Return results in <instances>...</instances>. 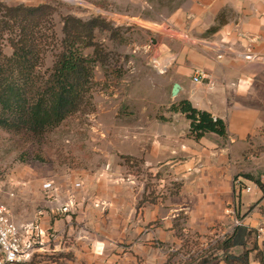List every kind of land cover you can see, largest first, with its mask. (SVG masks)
Segmentation results:
<instances>
[{
  "label": "crops",
  "instance_id": "obj_1",
  "mask_svg": "<svg viewBox=\"0 0 264 264\" xmlns=\"http://www.w3.org/2000/svg\"><path fill=\"white\" fill-rule=\"evenodd\" d=\"M142 22L138 29L162 39L155 53L167 66L161 80L170 96L177 83L178 101L188 100L193 107L221 119L226 128L225 136L206 133L194 140L187 135L189 121L185 115L175 113L172 121H167L166 143L148 150L153 160L170 162L203 193L196 197L198 206L190 212L188 227L200 235L216 233L223 238L238 223L254 229L261 226L264 216L256 215V209L264 205L260 189L254 185L253 192L259 198L251 204L241 195L237 197V188L252 191L243 183H253L246 175L264 184V62L243 58L248 52L264 55V0H192L167 16L166 31L163 25ZM196 70L204 72L206 78L195 82ZM176 139L178 144L170 145ZM88 185L78 184L81 188L91 187ZM112 192L70 195L63 203L64 212L41 211L35 221L18 224L37 227L25 233V241L32 240L34 249L27 264H166L182 242L166 256L149 242V235L157 233L160 241L178 244V228L171 221L174 215L158 210L153 213L145 203L143 212L137 213L134 207L123 211L129 195ZM180 204L177 209L183 211ZM251 207L252 212L245 215ZM148 215L149 222L162 215V227L147 230L148 242L142 243L135 238L139 224L133 228L129 220L133 216L141 222ZM258 246L264 255V241H258ZM177 257L176 264H182V256ZM250 263L259 264L252 256Z\"/></svg>",
  "mask_w": 264,
  "mask_h": 264
},
{
  "label": "rangeland",
  "instance_id": "obj_2",
  "mask_svg": "<svg viewBox=\"0 0 264 264\" xmlns=\"http://www.w3.org/2000/svg\"><path fill=\"white\" fill-rule=\"evenodd\" d=\"M190 1L15 0L10 3L0 0L7 5L47 3L55 7L50 22L54 37L39 67L42 74L51 69L55 60L65 16L82 20L100 17L108 24L95 30V41L109 53V69L99 64L94 68L89 110L79 111L41 136L16 134L0 128V205L7 208L15 223L35 221L41 211L64 212L63 203L70 195H94L108 190L129 195L123 211L134 207L139 213L147 207L153 213L158 210L160 214L174 215L171 221L177 226L178 235L181 229L178 244L160 241L157 233L149 235V242L166 256L172 249H178L182 241L186 242L182 251L186 258V253L196 255L218 239L216 233L200 235L188 227L190 212L198 206L196 197L203 194L200 189L191 185L187 177L182 176L183 172L175 171L173 164L155 161L148 153L151 146L166 143V120L172 121L175 113L169 109L172 103L178 102L179 95L170 96L169 88L162 85L163 74L157 73L150 63L162 39L154 33H143L138 24L151 21L163 25L166 31L167 16ZM151 28L157 29L154 25ZM1 44L3 53L10 56L11 47L5 41ZM83 52L91 55L92 49ZM179 124L177 122V130H180ZM177 136L180 137V133ZM179 141L176 139L170 145ZM243 183L251 186L252 191L241 192L237 188V197L241 195L244 201L253 204L259 198L253 192L255 183ZM78 184L91 187L81 188ZM141 200L146 202L139 205ZM181 202L183 211L177 209ZM253 207L245 215L252 212ZM256 210V215L264 216V205ZM241 212L237 211L238 217ZM132 217L130 225L135 228L139 224L140 231L135 238L142 243L148 242L147 230L162 227V215L150 222L149 215L141 222L139 217ZM64 240L69 242V236ZM178 258L171 259L170 264H176Z\"/></svg>",
  "mask_w": 264,
  "mask_h": 264
},
{
  "label": "trees",
  "instance_id": "obj_3",
  "mask_svg": "<svg viewBox=\"0 0 264 264\" xmlns=\"http://www.w3.org/2000/svg\"><path fill=\"white\" fill-rule=\"evenodd\" d=\"M54 11L55 7L47 3L28 6L0 2V128L12 133L41 136L79 111L89 110L94 68L99 64L109 69V53L95 41V30L108 27L105 20L67 15L51 69L46 74L39 71L44 53L52 45L50 22ZM1 41L11 47L10 56L3 53ZM88 48L92 49L91 55L83 52ZM169 110L185 115L188 134L194 140L206 133L226 135L221 119L214 120L209 112L193 107L188 100L172 103ZM245 177L257 185L264 199V184L251 175ZM185 246L182 241L166 264L178 255L182 256V264H251V256L264 264L255 229L241 223L196 255L186 253L185 258ZM238 248L240 253L235 252Z\"/></svg>",
  "mask_w": 264,
  "mask_h": 264
},
{
  "label": "built area",
  "instance_id": "obj_4",
  "mask_svg": "<svg viewBox=\"0 0 264 264\" xmlns=\"http://www.w3.org/2000/svg\"><path fill=\"white\" fill-rule=\"evenodd\" d=\"M243 58L264 62V55L253 52L244 54ZM150 63L157 73H166L167 66L160 63L156 56L151 57ZM204 78H206V74L201 70L194 72L193 80L195 82H200ZM213 119L215 120V117ZM244 190L249 192L251 189L244 187ZM36 228L34 226L28 227L16 224L7 208L0 205V264H27L34 254V249L32 240L25 241V233ZM255 231L257 242L264 241V224L255 228Z\"/></svg>",
  "mask_w": 264,
  "mask_h": 264
},
{
  "label": "water",
  "instance_id": "obj_5",
  "mask_svg": "<svg viewBox=\"0 0 264 264\" xmlns=\"http://www.w3.org/2000/svg\"><path fill=\"white\" fill-rule=\"evenodd\" d=\"M178 93H179V85L177 83H175L171 89V96L176 97L178 95Z\"/></svg>",
  "mask_w": 264,
  "mask_h": 264
}]
</instances>
